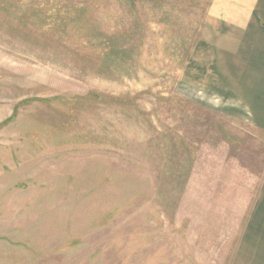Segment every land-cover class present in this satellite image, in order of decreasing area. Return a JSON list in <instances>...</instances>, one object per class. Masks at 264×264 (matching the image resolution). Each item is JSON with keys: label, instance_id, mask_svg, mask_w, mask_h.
<instances>
[{"label": "rangeland", "instance_id": "374dc122", "mask_svg": "<svg viewBox=\"0 0 264 264\" xmlns=\"http://www.w3.org/2000/svg\"><path fill=\"white\" fill-rule=\"evenodd\" d=\"M212 1L0 0V264H229L264 131Z\"/></svg>", "mask_w": 264, "mask_h": 264}, {"label": "crops", "instance_id": "0c3cea01", "mask_svg": "<svg viewBox=\"0 0 264 264\" xmlns=\"http://www.w3.org/2000/svg\"><path fill=\"white\" fill-rule=\"evenodd\" d=\"M212 9L225 25L228 82L252 125L264 131V0H213ZM259 195L257 218L233 236L229 264H264V176Z\"/></svg>", "mask_w": 264, "mask_h": 264}]
</instances>
